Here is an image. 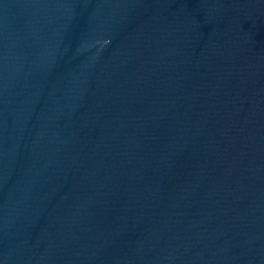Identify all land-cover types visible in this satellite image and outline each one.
<instances>
[{
    "label": "water",
    "instance_id": "obj_1",
    "mask_svg": "<svg viewBox=\"0 0 264 264\" xmlns=\"http://www.w3.org/2000/svg\"><path fill=\"white\" fill-rule=\"evenodd\" d=\"M0 264H264V0H0Z\"/></svg>",
    "mask_w": 264,
    "mask_h": 264
}]
</instances>
